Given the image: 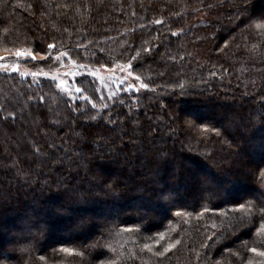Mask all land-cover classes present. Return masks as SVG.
Listing matches in <instances>:
<instances>
[{
  "label": "trees",
  "instance_id": "trees-1",
  "mask_svg": "<svg viewBox=\"0 0 264 264\" xmlns=\"http://www.w3.org/2000/svg\"><path fill=\"white\" fill-rule=\"evenodd\" d=\"M62 52L148 88L110 99L82 75L73 97L0 70V264L264 260L247 250L264 251V0H0L1 62Z\"/></svg>",
  "mask_w": 264,
  "mask_h": 264
},
{
  "label": "rangeland",
  "instance_id": "rangeland-1",
  "mask_svg": "<svg viewBox=\"0 0 264 264\" xmlns=\"http://www.w3.org/2000/svg\"><path fill=\"white\" fill-rule=\"evenodd\" d=\"M6 56L7 55H0V60H2ZM14 57H17V56L14 55ZM16 64L17 65L12 66L8 62L0 61V70L13 71L14 69H17L22 74L31 73L36 79H39V78L52 79L56 82V84L58 85L61 91L73 97L77 96V94L79 93V92H76V88H78L76 79L82 75H89L95 78L99 86L102 88L104 94L110 99L116 96L117 94H119L122 91V89L124 91L133 90V89L138 90L140 89V84H141L140 81H137L135 79L134 75H132L131 77L127 75V72L130 71L127 66L117 65L115 68L114 67L113 68H91V67L79 65L76 62L69 60L67 56L62 57L59 61H57V63L53 67L49 69H44V70H33L32 68L28 66L21 65L18 63ZM121 80H123L124 83H120ZM61 81H64V83L62 84ZM130 83L134 85V87L131 89L128 88V85ZM216 113L218 116H221L223 113L227 114V112H224L223 109H217ZM231 119H232L231 116H227L225 118V124L232 122ZM202 173L203 172L199 171L198 169H193L192 174H190L187 180L194 179L200 182L201 184L203 183V185L200 184L201 188L198 189L197 191L206 193L205 195L206 199L212 198V196H214V194L217 192H220L219 196L221 198L226 199L227 197V194L225 192L226 186H220L214 183L209 178H205L204 175H202ZM118 176L119 175L115 176V178L118 179ZM208 185L209 187H211L209 191L206 189ZM244 193L245 192H242L241 195H244ZM82 217L83 218L80 220V223L74 226L76 228L73 227V230L71 229L72 231L80 229V225L84 227L87 226L88 219H89L88 215H85ZM96 220L98 223H102L105 221L104 217L102 218L98 217L96 218ZM27 233L28 232H26L25 235ZM25 235L19 236V239L18 240L16 239L14 242L10 243L9 247L16 246V244L20 240H22V238ZM10 253H14V251L10 250Z\"/></svg>",
  "mask_w": 264,
  "mask_h": 264
},
{
  "label": "snow or ice",
  "instance_id": "snow-or-ice-1",
  "mask_svg": "<svg viewBox=\"0 0 264 264\" xmlns=\"http://www.w3.org/2000/svg\"><path fill=\"white\" fill-rule=\"evenodd\" d=\"M155 23H156V24H162L163 22L160 21V20H156ZM172 35L175 36V35H177V33H176V32H173ZM47 50L55 51V45L52 44V43H49V44L47 45ZM145 51H149V49H145ZM15 55H16L17 57H22V56L30 57L32 60H36V59H37V55L34 54V53H33L32 51H30V50H28V51L17 50V51L15 52ZM67 55H68L67 52H62V53H59V54L56 56L55 59H56L57 61H59L62 57H65V56H67ZM139 55H140V53L137 52L136 56L139 57ZM135 58H136V57H134V59H135ZM40 59H41V60H48V59H51V54H50V52H49L47 55H41V56H40ZM131 67H132V65L129 64V65H128V68H131ZM34 75H35V73H34ZM127 75H128L129 77H131V76L133 75V73H132L131 71H128V72H127ZM135 79L138 81V80H140V77L137 76V77H135ZM61 83L63 84L64 81H61ZM120 83H124V81L121 80ZM133 87H134V85L131 84V83L128 85V88H129V89H131V88H133ZM180 87L183 88V85H180ZM140 88L147 89V88H148V85L145 84V83H141V84H140ZM80 91H81L80 88H76V92H80ZM41 100H43V97H41ZM92 106L95 107L94 104H93ZM105 107H106V106H105ZM259 212L261 213V215H260V217H259V220H260V227H259V229H257L258 232H259V231H264V207H260V208H259ZM246 243H247V242H245V244H246ZM103 246H104V245H102L99 241H97L94 245L89 246V248L86 249V250H88L89 253H90V249H91V248H102ZM144 247L147 248L148 245L145 244ZM247 250L250 251V252H252V253L257 254L259 257H264V251H261V250L258 249L257 247H250V248H248ZM65 251H67V249H65ZM167 251H168V248H164V251H163V252H160V253H158V254L161 255V256H163V255H164V252H167ZM41 259H43V257H41ZM89 264H91V262H89ZM101 264H104V262H101ZM107 264H115V262L112 261V260H109V261L107 262ZM247 264H257V262H254V261H252V260H249V261L247 262ZM258 264H264V260L259 261Z\"/></svg>",
  "mask_w": 264,
  "mask_h": 264
}]
</instances>
